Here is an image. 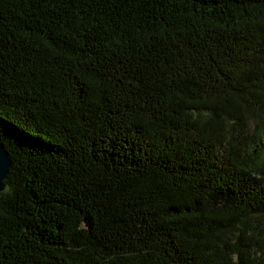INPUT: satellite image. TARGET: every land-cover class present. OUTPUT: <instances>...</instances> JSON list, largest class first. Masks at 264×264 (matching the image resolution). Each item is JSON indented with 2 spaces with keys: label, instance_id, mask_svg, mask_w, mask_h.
Masks as SVG:
<instances>
[{
  "label": "trees",
  "instance_id": "16d2710c",
  "mask_svg": "<svg viewBox=\"0 0 264 264\" xmlns=\"http://www.w3.org/2000/svg\"><path fill=\"white\" fill-rule=\"evenodd\" d=\"M0 143V264H264V0H0Z\"/></svg>",
  "mask_w": 264,
  "mask_h": 264
},
{
  "label": "water",
  "instance_id": "95a60500",
  "mask_svg": "<svg viewBox=\"0 0 264 264\" xmlns=\"http://www.w3.org/2000/svg\"><path fill=\"white\" fill-rule=\"evenodd\" d=\"M8 156L9 154L7 153L5 147L0 143V192L5 189L6 177L11 167V162ZM245 222L246 220H243L238 224L240 229H243Z\"/></svg>",
  "mask_w": 264,
  "mask_h": 264
}]
</instances>
